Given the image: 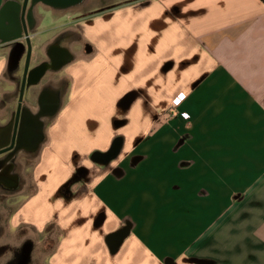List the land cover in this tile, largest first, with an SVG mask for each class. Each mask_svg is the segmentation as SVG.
<instances>
[{
	"label": "crops",
	"instance_id": "1",
	"mask_svg": "<svg viewBox=\"0 0 264 264\" xmlns=\"http://www.w3.org/2000/svg\"><path fill=\"white\" fill-rule=\"evenodd\" d=\"M91 4L75 24L85 54L56 45L72 60L49 76L51 88L47 77L27 87L24 108L39 117L43 138L36 190L11 224L59 228L49 264H264V0L78 7ZM45 6L27 18L32 37L42 8L58 14ZM11 23L0 15V135L22 82V54L13 60L10 42L26 45L9 40ZM47 87L58 105L50 123L39 116ZM118 138L123 148L109 166L93 160ZM159 169L186 170L185 219L171 217ZM37 199L53 213L28 218ZM125 226L130 234L114 248L108 237Z\"/></svg>",
	"mask_w": 264,
	"mask_h": 264
},
{
	"label": "rangeland",
	"instance_id": "2",
	"mask_svg": "<svg viewBox=\"0 0 264 264\" xmlns=\"http://www.w3.org/2000/svg\"><path fill=\"white\" fill-rule=\"evenodd\" d=\"M93 6L94 4H91L90 7H74L70 9L55 8L60 15L56 14L51 9L42 8L40 11L43 17L42 21L36 36L31 39L32 57L30 65L34 66L42 58L45 59L47 57L46 46L57 41L66 43L70 45L71 48L73 47L72 49L76 55L85 54L83 42L80 40L78 42L76 41L80 36L77 29L78 27L75 26V24L83 17L90 15L92 12L90 9L93 8ZM40 45H43L42 48ZM26 49L27 46L25 45L24 52ZM21 58L25 60V63L27 54L25 58L24 55H22ZM29 92V89H26L25 97L29 96ZM40 151L41 147L32 157H22L18 159L20 170H16V172L20 173L18 176L21 184L20 189H10V192L0 191V264H12L20 255L26 242L31 244L29 249L31 259L29 264H49V257L55 251L60 239L61 232L59 228L54 225H51L44 232H39L28 225L14 227L11 224V217L36 190L34 170L31 169L39 161ZM178 155L179 154H177L175 158L172 157V160L178 161L180 157ZM148 161L152 163L155 159L153 156H150L147 159V162ZM169 172H171V178L173 179L170 188L168 187ZM185 173L186 170L179 169H159L156 172L157 175H161L163 179L165 178L164 184L166 186V193L170 195L172 202V207L169 208L170 215L172 218L178 220L185 219V213L188 211L187 209L185 210V203L187 202L185 201V190L187 185ZM54 184H52L51 187H53ZM4 186L6 189L9 188L7 183H5ZM198 195L200 197L202 196L199 191ZM43 204L41 199L31 202L25 210L26 216L29 218L31 214H38L39 216H49L52 214L53 212L48 210L47 206H43ZM161 209L163 210V207H161ZM169 211L166 208V213L168 212L169 214ZM190 214L193 215V212H190Z\"/></svg>",
	"mask_w": 264,
	"mask_h": 264
},
{
	"label": "flooded vegetation",
	"instance_id": "3",
	"mask_svg": "<svg viewBox=\"0 0 264 264\" xmlns=\"http://www.w3.org/2000/svg\"><path fill=\"white\" fill-rule=\"evenodd\" d=\"M23 1L24 0H21L20 2L22 3ZM11 9L12 8L8 9L7 15H9V20H11V22L13 23V26L10 28L9 31L7 30V32H6L7 34H10L12 32L13 33L17 32V28L18 29L20 28L19 30H21V31L24 30L21 15L17 19L13 18L14 14H13V11ZM16 22H17V24H16ZM26 24L28 26L27 20H26ZM2 32L5 33L4 30L3 31L0 30V34ZM10 44H12L14 46V50L12 53V59L13 60L17 59V57L20 56V54L24 55V58H25V55L27 54V51H28V49H26V51L24 52L25 45H21L19 43V41H13V42H10ZM59 44H61V42H58V41L54 42L53 47L54 46L56 47V45H59ZM55 59H53L47 53V57L45 59L42 58L34 66L30 65L28 79H31L33 81L35 80V82H32L30 84V86L38 85L46 77H47V81H49V84H50L48 86L51 88L54 85V83H55L54 79L51 77L49 78V76H54V75L58 74V72H59L58 70H60V69L55 68V66L57 65V61H55ZM24 61L25 60L23 59V66L21 68L22 76L24 74V69H25ZM41 69H44L45 71L41 77L36 79V77H37V75ZM18 99H19V97H18ZM42 99H43L42 109L40 111L39 116L44 117V121L50 123L53 120V118L55 117L56 112H57V106H58L57 105V96L55 94L50 93L48 91V87H47L43 90ZM17 107H18V104H17ZM17 107H16L15 111L13 112V118L10 120L9 127L11 124L14 125ZM27 112H28V110H26L24 108V111L22 112V120H23V123L25 124V127L26 126H27V128L31 127L32 130L30 131V129H28V131H27V129L25 128L24 130L27 131V135L25 136L24 133L21 135L18 134L14 148L10 151H7L5 153L0 154V160H3V163H4L2 169L0 170V191L10 192L11 191L10 189H12V190H19L20 189L21 184H20V180L18 178L19 173L16 172V170L19 167L17 157L21 154V152H22V155H20V157L33 156L34 154H36L39 151V149L41 147L40 143H39V145H36V143L34 142V140L36 138L35 137V135H36L35 134V128H34V118H33V116L28 117L29 114ZM9 127L5 128L0 135V150L5 148V147L11 146L13 144V131H11V133H10ZM18 145L20 147H18ZM23 153H26V154H23ZM102 165H104V164H102ZM11 167H14V170H12V173H11V170H9ZM78 175H80L81 177H86L88 175V170L87 169L79 170ZM5 183H7L9 185L8 189L4 188ZM108 239H110V238L108 237ZM30 245L31 244L29 242L25 243L24 247L22 248L20 255L18 256V258L15 261L12 262V264H29L30 259H31L30 251H29Z\"/></svg>",
	"mask_w": 264,
	"mask_h": 264
},
{
	"label": "water",
	"instance_id": "4",
	"mask_svg": "<svg viewBox=\"0 0 264 264\" xmlns=\"http://www.w3.org/2000/svg\"><path fill=\"white\" fill-rule=\"evenodd\" d=\"M86 0H24L22 3L21 2H14L12 0H9L1 9L0 15L2 14H7L8 9L12 8L11 10L13 11V18H18L21 15V19L23 22V29L24 31L22 32L17 28V32H14L13 35L9 38L10 41L16 40L18 38H25L26 40V46H27V59L25 62V69H24V74L22 76V82H21V89H20V94H19V99H18V107H17V112L15 116V122L14 125H10L9 127V132L13 131V144L11 146L5 147L0 150V154L5 153L7 151H10L14 148L15 142L17 135H21L24 133V135H27L28 129L30 131L32 130L31 127L27 126L25 127V124L23 123L22 120V112L24 111V105H25V92L27 87L32 83L35 82V80L28 79L29 75V68H30V63H31V57H32V35H31V29L27 26L26 20L28 17L33 12L34 7L39 4V3H44L47 4L53 8H60V9H70L74 7H78L81 4H83ZM15 24V23H14ZM17 24V22H16ZM13 26V23H11V27ZM16 27V26H15ZM16 31V30H15ZM50 56L57 61V65L55 68L59 69L66 65L68 62L72 60V54L71 52L66 49V48H57V47H52L50 50ZM44 69H41L40 72L38 73L36 79L41 77L44 73ZM29 114V113H28ZM30 114L28 115V117ZM32 117V114H31ZM34 118V128H35V140L34 142L36 145H39L41 142L43 135H42V124L40 123L39 117L33 116ZM27 129L24 130V129ZM10 136V135H9ZM7 144V143H6ZM18 147H20L18 145ZM123 148V140L118 138L116 141L112 144L111 148L108 151L105 152H96L93 156V160L97 163L104 164V165H109L113 160H115L121 153ZM4 163L3 160H0V170L2 169ZM131 227L130 226H125L124 228L120 229L119 231L111 234L109 236L110 239H108V242L111 246L114 248L119 246L125 238L130 234Z\"/></svg>",
	"mask_w": 264,
	"mask_h": 264
}]
</instances>
